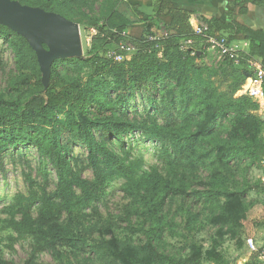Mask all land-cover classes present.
Returning <instances> with one entry per match:
<instances>
[{"label":"rangeland","instance_id":"374dc122","mask_svg":"<svg viewBox=\"0 0 264 264\" xmlns=\"http://www.w3.org/2000/svg\"><path fill=\"white\" fill-rule=\"evenodd\" d=\"M25 3L39 8L45 4L43 0ZM60 3L61 13L80 26L83 54L77 62L59 63V72L63 76L79 75L87 79L91 70L85 60L90 58L92 40L97 35L91 23L105 21L114 8L128 17L132 13L126 0H60ZM168 35L166 22L156 20L148 27L127 29L124 42L134 47L136 40H156ZM16 42L15 36L8 40L0 37V96L7 101L25 103L30 95L20 93L14 84L20 81L22 72L35 84L38 79L42 80V72L35 55L29 54L24 69H20L12 46ZM202 48L196 46V51H201H198L199 64L208 69L205 77L219 71L211 81L225 90L232 79L225 82L221 71L232 70V64ZM108 50H119V46L116 43L105 46L103 57ZM132 54V51L122 53V61ZM157 56L163 58L159 47ZM236 69L239 76L253 73L251 65ZM207 96L205 86L187 93L174 81L161 80L135 94L123 112L115 95H101L102 112L91 108L89 118L98 126L112 115L136 126L158 124L165 129L156 141L147 140L140 129L123 138L126 149L143 161L144 170L162 177L166 190L130 195L123 181H114L83 215L62 212L49 225L38 222L35 208L30 220L36 228V238L18 239V234L5 225L4 221L12 218L5 209L18 197L29 195V179L52 194L57 177L51 165L44 164L36 147L29 144L10 148L0 164V261L5 264H121L106 256L105 243L109 241L118 246L122 242L141 246L153 242L161 252L182 260L197 251L201 264H236L244 242L248 239L256 242L255 233L264 234V180L258 162L233 158L230 153L243 145L245 136L264 140V108L259 106L253 113L256 117L237 122L233 115L215 119L214 112L204 105ZM72 114L79 118L78 111ZM103 129L102 125L94 131L97 139L124 154L121 143L104 134ZM5 131L12 132L3 129L2 133ZM191 134L197 137L188 139ZM62 137L68 139L66 133ZM72 156L75 170L84 179L93 181L94 171L88 164L86 148L75 143ZM208 192L215 197L208 198ZM15 218L22 221L24 216L19 214ZM39 229L48 233L41 241L43 250L37 243V238L42 237Z\"/></svg>","mask_w":264,"mask_h":264},{"label":"trees","instance_id":"16d2710c","mask_svg":"<svg viewBox=\"0 0 264 264\" xmlns=\"http://www.w3.org/2000/svg\"><path fill=\"white\" fill-rule=\"evenodd\" d=\"M15 1L27 5L25 3L27 0ZM43 1L45 4L42 9L64 16L60 11V0ZM248 1L256 2L239 0L238 5ZM126 5L132 17L114 8L105 21L95 20L91 23L97 35L92 40L90 58L85 60V64L91 70L87 79L79 75L63 76L58 69L59 63L77 62L79 58L61 59L52 65L47 88L42 80L38 79L32 84L30 78L21 73L20 81L14 84V87L20 93L30 95L25 103L7 101L0 96V164L3 154L10 148L30 144L36 147L44 164L51 165L57 177V186L52 194L29 179V195L18 197L14 204L5 209V212L12 216L11 219L4 221L5 225L18 234V239L37 237L36 228L30 220L33 209L37 208L38 222L44 225L56 221L62 212L71 216H81L114 181H123L124 188L130 195L140 194L142 191L165 192L162 177L146 172L141 158L133 157L132 152L126 149L123 138L128 134L133 135L140 129L147 140L156 141L161 139L165 129L158 124L136 126L130 121L112 115L107 116L101 124L104 127V134L108 133L110 137L117 139L124 154L115 152L103 140L97 139L94 131L101 126L89 119L91 108L98 113L102 112L101 95H115L118 107L125 112L135 94L153 83L171 80L187 93L205 86L208 96L204 105L214 112L215 119L233 115L237 122L244 118L256 117L253 113L258 111L259 103L243 92V86L251 74L239 76L236 67L250 66L249 63L252 61L264 69L263 32L252 30L231 16L230 20L219 18L206 22L208 36L218 38L226 36L229 43L249 42L248 49L240 52V63L234 64L229 61L232 70L221 71L225 76V82L230 78L232 82L225 90H220V87L211 81V78L219 75V71L205 77L208 69L198 62L197 58L201 57L198 56L199 50L193 56L190 50H181L183 41L194 39L197 41L196 45H199L201 40L194 32V26L190 22L191 14L188 11L177 9L171 0H152L150 5L138 0H126ZM157 19L167 24L169 35L166 38L136 40L133 54L123 61L109 58L107 53L111 50L107 52L105 50L106 55L102 56L105 46L116 43L118 47L120 42L126 41L127 29L148 27ZM11 36L17 38V42L12 46L18 66L23 70L26 56L35 55L37 58V55L25 38L0 24V37L8 40ZM158 47L162 50V59L157 56ZM203 53L205 52L202 51ZM35 57L33 56L34 59ZM48 111L56 113L48 115ZM73 111L79 112L78 119L74 118ZM3 129H11L12 132L2 133ZM64 133L68 135V139H63ZM194 137H197V134L188 135L187 138ZM243 140V145L231 151V157L250 159L258 162L261 168L264 162V159L262 160L264 140L258 136H245ZM113 142L111 140L112 146ZM75 143L82 144L87 150L88 164L95 176L93 181L84 179L75 170L73 164L75 159L72 156ZM206 196L210 199L215 197L209 192ZM19 214L24 216L22 221L15 218ZM39 230L42 237L37 238V243L43 250L41 241L47 238L48 233ZM146 243L141 246L122 242V246H118L115 242L106 241V256L119 260L121 264H201L197 251L190 258L182 260L161 252L153 242ZM0 264L5 263L0 261Z\"/></svg>","mask_w":264,"mask_h":264},{"label":"water","instance_id":"95a60500","mask_svg":"<svg viewBox=\"0 0 264 264\" xmlns=\"http://www.w3.org/2000/svg\"><path fill=\"white\" fill-rule=\"evenodd\" d=\"M0 24L29 43L37 55L46 88L55 61L78 58L83 54L80 26L55 12L23 5L15 0H0Z\"/></svg>","mask_w":264,"mask_h":264},{"label":"crops","instance_id":"0c3cea01","mask_svg":"<svg viewBox=\"0 0 264 264\" xmlns=\"http://www.w3.org/2000/svg\"><path fill=\"white\" fill-rule=\"evenodd\" d=\"M150 5L152 0H138ZM177 8L191 14L190 22L194 27L205 26L207 21L223 18L230 20L233 17L238 23L256 31L264 33V0L248 1L238 5L239 0H171ZM158 20V19H157ZM240 49L246 50L249 42L238 41ZM257 232V231H256ZM255 249L251 250L244 242L242 254L236 264H264V234L255 233Z\"/></svg>","mask_w":264,"mask_h":264},{"label":"built area","instance_id":"2783aa9c","mask_svg":"<svg viewBox=\"0 0 264 264\" xmlns=\"http://www.w3.org/2000/svg\"><path fill=\"white\" fill-rule=\"evenodd\" d=\"M208 27L196 26L194 32L201 38L199 45L203 46V50L206 52H213L218 55L219 59H225L234 62V64L240 63L241 49L234 43H229L226 36L213 37L207 35ZM197 41L194 39H188L181 43V50L192 52V56L196 54ZM135 46L131 47L126 42H120L119 50H111L107 53V56L111 59L122 61V53L134 51ZM253 73L248 77L245 85L243 86V92L254 100H256L261 108H264V69L256 62L250 61ZM262 177L264 180V162L261 166ZM246 245L251 249H255V242L253 239H248ZM264 256V252H263Z\"/></svg>","mask_w":264,"mask_h":264}]
</instances>
